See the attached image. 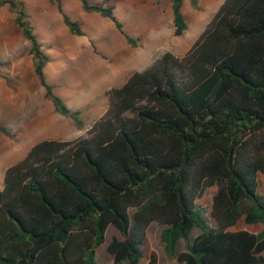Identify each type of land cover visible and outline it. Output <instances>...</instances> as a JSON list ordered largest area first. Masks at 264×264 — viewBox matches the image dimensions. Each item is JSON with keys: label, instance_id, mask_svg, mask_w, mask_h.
Returning <instances> with one entry per match:
<instances>
[{"label": "trees", "instance_id": "16d2710c", "mask_svg": "<svg viewBox=\"0 0 264 264\" xmlns=\"http://www.w3.org/2000/svg\"><path fill=\"white\" fill-rule=\"evenodd\" d=\"M77 1L121 30L111 8ZM182 1H171L174 36L186 29ZM0 4L15 13L44 98L72 118L44 80L47 57L23 21V5ZM62 22L81 35L64 15ZM257 174L264 177V0H223L182 57L164 53L108 89L85 137L38 142L4 170L0 264H95L109 226L121 237L105 246L112 263L141 264L153 222L177 264H264ZM207 191L205 218L195 200ZM239 220L261 230L228 231ZM192 229L199 233L190 239ZM178 241L184 250L175 254Z\"/></svg>", "mask_w": 264, "mask_h": 264}, {"label": "rangeland", "instance_id": "374dc122", "mask_svg": "<svg viewBox=\"0 0 264 264\" xmlns=\"http://www.w3.org/2000/svg\"><path fill=\"white\" fill-rule=\"evenodd\" d=\"M10 1V0H0ZM24 7L27 24L46 55L42 72L52 93L66 106L71 117L58 114L44 98L43 89L33 74L28 55L29 43L14 26V11L0 4V189L3 172L21 160L34 144L41 141H72L85 137L106 107V91L120 87L133 72H140L164 53L180 58L208 24L223 0H183L181 13L186 25L180 36H174L171 19L172 0H88L91 4L111 8L121 26L94 12L83 11L77 0H58L60 13L51 0H12ZM62 15L78 25L81 35H73L62 22ZM132 40L133 45L126 42ZM256 192L264 202V177H255ZM212 195L207 191L196 206L203 210ZM256 225L241 220L228 231L251 232ZM163 226L151 223L141 244L148 264H177L167 257L159 241ZM199 233L192 229L190 239ZM114 237L107 227L104 242L94 252L95 264H113L105 246ZM184 250L181 241L175 254ZM264 256V251L262 252Z\"/></svg>", "mask_w": 264, "mask_h": 264}, {"label": "crops", "instance_id": "0c3cea01", "mask_svg": "<svg viewBox=\"0 0 264 264\" xmlns=\"http://www.w3.org/2000/svg\"><path fill=\"white\" fill-rule=\"evenodd\" d=\"M4 173V172H3ZM2 188V187H1ZM1 190V189H0ZM254 225H256L257 227H255V228H253L252 230H251V232H253V233H258L260 230H261V225L260 224H254Z\"/></svg>", "mask_w": 264, "mask_h": 264}]
</instances>
